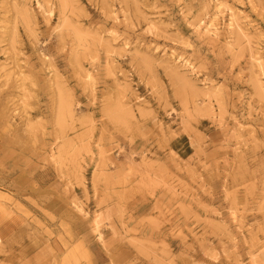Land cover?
<instances>
[{
    "label": "rangeland",
    "instance_id": "1",
    "mask_svg": "<svg viewBox=\"0 0 264 264\" xmlns=\"http://www.w3.org/2000/svg\"><path fill=\"white\" fill-rule=\"evenodd\" d=\"M0 238V264H264V0H0Z\"/></svg>",
    "mask_w": 264,
    "mask_h": 264
},
{
    "label": "bare ground",
    "instance_id": "2",
    "mask_svg": "<svg viewBox=\"0 0 264 264\" xmlns=\"http://www.w3.org/2000/svg\"><path fill=\"white\" fill-rule=\"evenodd\" d=\"M221 6H222V3L219 1L218 3H217V5H216V8H217V14L220 16V15H222L224 12H223V10H222V8H221ZM232 18H233V15L231 14L230 15V23H229V25H228V28H233L234 26H235V22H234V20H232ZM207 32L208 33H210V34H212V35H214V36H216V35H218V33H219V28H218V26L216 25V26H214L213 27V29L212 30H207ZM0 241H1V238H0Z\"/></svg>",
    "mask_w": 264,
    "mask_h": 264
}]
</instances>
